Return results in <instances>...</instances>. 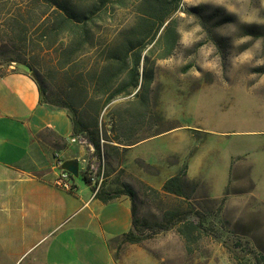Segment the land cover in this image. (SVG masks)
Segmentation results:
<instances>
[{
    "label": "rangeland",
    "instance_id": "1",
    "mask_svg": "<svg viewBox=\"0 0 264 264\" xmlns=\"http://www.w3.org/2000/svg\"><path fill=\"white\" fill-rule=\"evenodd\" d=\"M22 3L0 5V72L32 66L43 100L58 102L65 90L59 43H35L32 51L5 33L4 14ZM134 14L133 0L124 10L116 5L113 28H123ZM176 17L175 53L156 63L151 102L157 117L139 133L164 134L130 157L111 149L109 157L102 154L103 188L134 191L138 218L153 225L143 228L138 245L157 264H264V0H183ZM99 54L90 51L76 65L89 67ZM88 145L85 160L99 162L102 155ZM185 165L184 196L165 194L162 181ZM169 210L204 225L192 254L175 228L165 229ZM0 264L8 261L0 258Z\"/></svg>",
    "mask_w": 264,
    "mask_h": 264
},
{
    "label": "trees",
    "instance_id": "2",
    "mask_svg": "<svg viewBox=\"0 0 264 264\" xmlns=\"http://www.w3.org/2000/svg\"><path fill=\"white\" fill-rule=\"evenodd\" d=\"M11 1L0 0V5L17 4V0ZM23 3V8L17 6L4 14L5 33L30 50L35 43L47 48L49 44L59 43L65 90L59 94L58 102H43L68 111L72 137L84 135L98 155L107 157L110 156L107 150L123 153L145 139L139 133L157 117L151 102L156 63L175 53L179 41L176 14L182 10L183 0H133L134 17L118 31L113 28L114 8L117 5L120 10L126 9V0H23ZM102 36L104 41L99 43ZM93 50L100 51L95 63L78 67L77 58ZM24 64L37 82L43 99L40 80L32 73V66ZM121 99L122 102L113 105ZM105 120L110 129L105 128ZM47 132L58 140L54 131ZM187 170L185 166L168 178L162 191L183 197ZM71 178L75 180L72 175ZM79 178L90 185L84 172H80ZM123 194L133 203V229L123 236L122 242L142 244L143 228H153V225L138 218L135 193L130 186L114 191L103 188L96 196L108 202ZM165 220L168 222L165 229L175 228L192 254V246L202 238L204 225L191 215L182 216L179 210L167 211Z\"/></svg>",
    "mask_w": 264,
    "mask_h": 264
},
{
    "label": "crops",
    "instance_id": "3",
    "mask_svg": "<svg viewBox=\"0 0 264 264\" xmlns=\"http://www.w3.org/2000/svg\"><path fill=\"white\" fill-rule=\"evenodd\" d=\"M163 134L144 137L126 153ZM71 138L68 111L43 102L28 69L0 72V258L8 264H157L140 245L122 242L133 229L128 195L105 202L80 178L72 180V191L54 185L59 161L78 159L84 172L86 150Z\"/></svg>",
    "mask_w": 264,
    "mask_h": 264
},
{
    "label": "built area",
    "instance_id": "4",
    "mask_svg": "<svg viewBox=\"0 0 264 264\" xmlns=\"http://www.w3.org/2000/svg\"><path fill=\"white\" fill-rule=\"evenodd\" d=\"M70 143L79 144L81 146L88 145V142L82 136L71 138L69 140ZM90 150H93L92 145H88ZM84 164V173L87 175L90 186L92 188L93 195L96 196L102 189L106 180V172L104 165V158L102 155V159L99 162H91L87 163V160L82 161ZM57 166L59 168L58 175L54 181V185L58 188L72 191L74 189L71 175L62 169V162H57Z\"/></svg>",
    "mask_w": 264,
    "mask_h": 264
},
{
    "label": "water",
    "instance_id": "5",
    "mask_svg": "<svg viewBox=\"0 0 264 264\" xmlns=\"http://www.w3.org/2000/svg\"><path fill=\"white\" fill-rule=\"evenodd\" d=\"M143 71V69H142ZM62 169L71 174L74 178L80 177L79 160L72 159L62 163Z\"/></svg>",
    "mask_w": 264,
    "mask_h": 264
}]
</instances>
